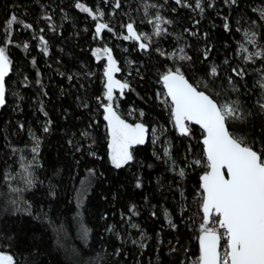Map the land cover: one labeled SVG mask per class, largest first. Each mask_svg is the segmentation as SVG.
I'll return each mask as SVG.
<instances>
[{"label":"trees","instance_id":"16d2710c","mask_svg":"<svg viewBox=\"0 0 264 264\" xmlns=\"http://www.w3.org/2000/svg\"><path fill=\"white\" fill-rule=\"evenodd\" d=\"M199 3L0 0V43L11 65L0 112V253L14 264L200 262L204 133L195 126L177 132L162 77L178 68L218 104L238 102L242 118L229 120V131L264 158V59L245 62L240 51L241 44L264 49V0ZM157 16L159 36L149 23ZM130 23L141 40L124 39ZM99 24L108 28L97 35ZM245 32L255 33V47ZM97 49L110 50L117 79L128 85L118 92V116L148 130L120 168L111 161L106 63ZM29 163L32 187L22 179Z\"/></svg>","mask_w":264,"mask_h":264},{"label":"snow or ice","instance_id":"6c2138e0","mask_svg":"<svg viewBox=\"0 0 264 264\" xmlns=\"http://www.w3.org/2000/svg\"><path fill=\"white\" fill-rule=\"evenodd\" d=\"M176 3L180 4L181 0H176ZM232 3H235V0H232ZM76 7L92 15L91 10L84 5L78 3ZM196 7H201L199 0H197ZM201 11H203L202 8ZM260 16L264 18V10H260ZM93 19L96 17L93 16ZM161 20L162 18L157 16L155 22L149 21L154 24V35L159 36L165 31L161 27ZM16 22L17 18L12 16L9 26ZM163 23H170V21L164 20ZM24 27L30 28L31 26L25 24ZM104 28H108V25L99 24L96 28L97 35ZM225 29L228 30L227 24H225ZM127 31L128 36L124 39L137 41L142 39L131 23L127 25ZM244 35L246 43L255 47V33L245 32ZM41 43L45 45L44 51L47 54V42L43 37H41ZM139 46L141 49L148 47L144 43ZM180 51L183 52V49ZM240 51L246 54L245 62H253L256 58L264 59V49L249 52L241 44ZM96 52L99 53L100 49ZM104 52L108 54V66L104 73L107 77L106 99L111 102L114 100L113 89L118 88L122 93L128 85L114 79L113 73L119 69L116 67L110 50L104 49ZM180 59L191 58L182 55ZM9 68L10 60L6 49L0 47V107L5 104V76ZM233 71L235 72V69ZM211 74L217 75L215 67L211 69ZM236 74L242 76L243 72ZM162 79L167 89V96L171 98V116L180 134L188 135L190 124L199 125L205 133L203 144L206 166L210 171L201 176L203 223L201 224L202 235L199 237L200 264H264V158L252 147L246 145L242 139L233 136L227 127L229 120L242 118L238 102L218 104L204 92L193 87L178 68L175 71H168ZM261 87H264V84H261ZM260 107L264 109V103H261ZM105 113L104 119L108 122L111 137L109 144L111 161L116 168H120L133 159L129 149L133 145L145 143L148 130L141 123L135 126L126 123L116 114L111 103L105 106ZM44 131L47 132L48 128L46 127ZM154 133L155 130H153ZM33 139L35 146L32 152L35 154L33 157L35 161V157L39 154V139L36 137ZM153 143H156L155 139ZM164 155H170L167 149ZM193 163L200 165L201 161L195 160ZM31 167V163L27 166L22 164V179L28 187H32L34 183ZM179 175H184L183 170ZM137 187H140L139 183ZM12 203L17 202L14 200ZM20 210L17 208V211ZM213 216L219 219L213 221ZM210 223L218 224L219 229H223L224 232L221 233L217 228L208 227ZM222 238L226 240L223 255L220 251ZM0 264H14L13 257L0 254Z\"/></svg>","mask_w":264,"mask_h":264},{"label":"rangeland","instance_id":"374dc122","mask_svg":"<svg viewBox=\"0 0 264 264\" xmlns=\"http://www.w3.org/2000/svg\"><path fill=\"white\" fill-rule=\"evenodd\" d=\"M96 55L98 56V58H102V59H104V61H105V63H106V68H107V66H108V54L104 52V49H100V52H99V53L96 52ZM111 56H112V55H111ZM112 58H113V57H112ZM113 60H114V59H113ZM114 61H115V60H114ZM116 67H117V64H116ZM106 68H105V70H106ZM117 72H118V71H116V72L113 73V77H114V79H116V80H118L117 77H116ZM105 80H106V84H107V77H106V76H105ZM106 92H107V88H106ZM118 92H119V94H122V93H121V90H119L118 88H114V89H113V97H114V100L110 102L109 100L106 99V105H108L109 103H111V104H112V107H113V110H114L115 112H116V109L118 108V103H119V101H118ZM116 114H117V112H116ZM117 115H118V114H117ZM133 126H135V125H133ZM108 129H109V128H108ZM110 141H111V137H110ZM129 150H130V149H129ZM16 178H17V177H16ZM214 221H215V220H214ZM217 225H218V224H217ZM208 227H214V228H217L216 223H210V224L208 225ZM218 231L221 232V233L224 232L223 229H219ZM225 248H226V240L222 238V249H221V255H223V253H224V249H225ZM0 254L8 255V254H5V253H0ZM195 264H200V262H197V263H195Z\"/></svg>","mask_w":264,"mask_h":264},{"label":"water","instance_id":"95a60500","mask_svg":"<svg viewBox=\"0 0 264 264\" xmlns=\"http://www.w3.org/2000/svg\"><path fill=\"white\" fill-rule=\"evenodd\" d=\"M0 47H1V43H0ZM10 74H11V65H10V68H9V72H8V74L5 76V88H6V80L8 79V77L10 76ZM184 76V75H183ZM185 77V76H184ZM185 79L191 84V85H193L186 77H185ZM162 84H163V89H164V91H165V93H166V96H167V89L165 88V86H164V83H163V79H162ZM193 87H195L194 85H193ZM196 88V87H195ZM198 91H200L198 88H196ZM201 92H203V91H201ZM205 93V92H204ZM206 95H208L207 93H205ZM209 96V95H208ZM210 97V96H209ZM167 98H168V100L170 101V103H171V98L170 97H168L167 96ZM211 98V97H210ZM212 99V98H211ZM214 100V99H213ZM215 101V100H214ZM216 102V101H215ZM5 105H6V92H5V104L2 106V107H0V112H1V110L5 107ZM175 125V124H174ZM189 126H195V127H198L203 133H204V131H203V129L199 126V125H196V124H190ZM227 127H228V125H227ZM229 129V128H228ZM176 130H177V132H179V129L176 127ZM180 133V132H179ZM204 136H205V133H204ZM203 139H204V137H203ZM203 139H202V144H203ZM203 146H204V144H203ZM204 148H205V146H204ZM205 157H206V153H205ZM209 171H210V169H209ZM226 171V170H225ZM227 178V177H226ZM201 185H202V181H201ZM202 212H203V210H202ZM214 217V216H213ZM212 217V218H213ZM220 244H221V248H220V251H221V249H222V239H221V241H220Z\"/></svg>","mask_w":264,"mask_h":264}]
</instances>
